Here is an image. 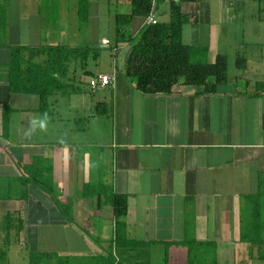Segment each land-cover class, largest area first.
<instances>
[{
	"label": "crops",
	"instance_id": "crops-1",
	"mask_svg": "<svg viewBox=\"0 0 264 264\" xmlns=\"http://www.w3.org/2000/svg\"><path fill=\"white\" fill-rule=\"evenodd\" d=\"M83 1L0 0V178L23 177L34 158L47 159L70 216L32 184L27 199H0V264H29L30 253L74 264H188L185 240L213 242L214 264H264V242L241 240L258 215L264 241V86L255 87L264 84V0L184 3L190 20L182 42L205 47L210 63L226 55L228 83L214 94L176 85L165 95L137 91L125 74L128 44L146 25L133 18L117 33L116 15L131 13L130 0H87L81 12ZM155 17L168 23L167 2L155 5ZM48 45L99 56L111 47L114 66L74 65L70 80L79 90L52 96L46 116L37 95L10 90L8 64L12 46ZM240 56L246 69L236 67ZM85 71L113 82L93 90ZM105 188L127 200L119 241ZM18 212L20 240L4 244L2 221Z\"/></svg>",
	"mask_w": 264,
	"mask_h": 264
},
{
	"label": "trees",
	"instance_id": "trees-1",
	"mask_svg": "<svg viewBox=\"0 0 264 264\" xmlns=\"http://www.w3.org/2000/svg\"><path fill=\"white\" fill-rule=\"evenodd\" d=\"M195 0H130L131 13L116 15L117 33L131 23L133 18L146 20L153 5L167 2L169 4V21L167 24L156 21L147 23L138 35L128 44L125 58V74L134 83L135 89L143 94L165 95L176 85L195 86L203 89L205 94H214L220 85L228 83V59L218 55L214 62H208L207 49L195 47L182 42L183 26L190 20V14L182 11V5ZM88 1L80 4V11L85 12ZM99 51L84 48H69L62 45L28 48L12 46L10 48L9 86L15 93L33 94L40 99V112L49 116V100L56 94H73L79 89L71 82L70 74L74 65L83 69L89 59L96 61ZM238 69H246V60L238 57ZM89 79L94 78L91 72L83 73ZM90 82V81H89ZM263 83H256V91L262 90ZM260 94V93H256ZM9 109H4V128L7 126ZM23 177L16 179L0 178V199H27V186L36 188L51 196L60 208L64 218L70 220L69 204L58 203L54 194V176L51 162L36 157L24 168ZM103 197L112 206L116 226V241L121 239L124 230V219L127 212V200L123 195H108L106 188ZM262 193L254 197L261 200ZM260 217L255 215L252 222L246 225L248 232L242 231L241 240L260 246L262 241ZM22 217L18 212L8 214L2 221L1 231L4 234L2 243H18L22 231ZM14 232V236L11 233ZM188 248V264H214V243L211 241L185 240ZM1 253V252H0ZM3 253V252H2ZM1 253V254H2ZM4 254V253H3ZM74 264V257H59L55 254L30 253L29 264L51 262Z\"/></svg>",
	"mask_w": 264,
	"mask_h": 264
},
{
	"label": "rangeland",
	"instance_id": "rangeland-1",
	"mask_svg": "<svg viewBox=\"0 0 264 264\" xmlns=\"http://www.w3.org/2000/svg\"><path fill=\"white\" fill-rule=\"evenodd\" d=\"M103 5V0L101 1ZM106 3H104V6L106 7ZM106 16V13H101L102 21L106 22V19L104 18ZM114 52H112L111 47L109 48H103L100 51V56L96 61H89L90 69L93 71L98 70H104V71H110V69H113L114 64ZM108 184L111 185V179L108 180Z\"/></svg>",
	"mask_w": 264,
	"mask_h": 264
},
{
	"label": "built area",
	"instance_id": "built-area-1",
	"mask_svg": "<svg viewBox=\"0 0 264 264\" xmlns=\"http://www.w3.org/2000/svg\"><path fill=\"white\" fill-rule=\"evenodd\" d=\"M156 21L157 20L155 17V5H153L151 12L149 13L148 17L145 20V23L146 24L155 23ZM103 44L106 45V41H103ZM112 82H113V79L110 76L99 74L90 80L89 86L91 87V89L95 90L99 88H105L111 85Z\"/></svg>",
	"mask_w": 264,
	"mask_h": 264
},
{
	"label": "clouds",
	"instance_id": "clouds-1",
	"mask_svg": "<svg viewBox=\"0 0 264 264\" xmlns=\"http://www.w3.org/2000/svg\"><path fill=\"white\" fill-rule=\"evenodd\" d=\"M34 123H35V122H34ZM44 126H45L44 121H40V122H39V127L43 128Z\"/></svg>",
	"mask_w": 264,
	"mask_h": 264
}]
</instances>
